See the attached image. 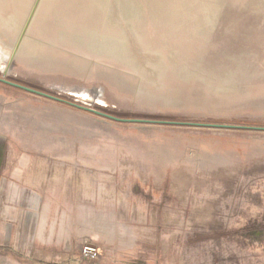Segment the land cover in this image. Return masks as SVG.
Segmentation results:
<instances>
[{"label": "rangeland", "instance_id": "obj_1", "mask_svg": "<svg viewBox=\"0 0 264 264\" xmlns=\"http://www.w3.org/2000/svg\"><path fill=\"white\" fill-rule=\"evenodd\" d=\"M0 77L264 128V0H0ZM143 127L0 83V264H264V131Z\"/></svg>", "mask_w": 264, "mask_h": 264}, {"label": "water", "instance_id": "obj_2", "mask_svg": "<svg viewBox=\"0 0 264 264\" xmlns=\"http://www.w3.org/2000/svg\"><path fill=\"white\" fill-rule=\"evenodd\" d=\"M4 77H6L5 74H3ZM0 83L9 85L11 87L21 89L23 91L29 92L31 94H35L41 97H45L47 99L69 105L71 107H74L76 109H79L81 111L102 117L104 119L112 120L115 122L120 123H133V124H139L143 127L142 129L145 130L148 127L151 126H180V127H192V128H203V129H226V130H251V131H264V128L261 127H246V126H238V125H229V124H217V123H194V122H178V121H164V120H153V119H123L116 117L114 115L108 114L106 112L100 111L99 109H94V105H87L85 103H82L80 100L76 99L75 103L71 101H67L61 97L52 95L50 93L41 91L39 89L26 86L11 80H7L3 77H0ZM80 103V104H79ZM99 107V106H98ZM100 109H103V107H99Z\"/></svg>", "mask_w": 264, "mask_h": 264}, {"label": "bare ground", "instance_id": "obj_3", "mask_svg": "<svg viewBox=\"0 0 264 264\" xmlns=\"http://www.w3.org/2000/svg\"><path fill=\"white\" fill-rule=\"evenodd\" d=\"M2 72L5 75H9L8 68L4 69V71H2ZM73 93H75L76 95L73 94ZM77 95L84 96V97H95V102L98 103V105L96 103H94V100L91 101V100H88V99H83L81 97H78ZM67 96L75 98V99H79L80 101H83V102L91 103L92 105L99 106V107H103L102 105H104V103H105V101L103 100V96L97 90H93V91L79 90V91L71 92Z\"/></svg>", "mask_w": 264, "mask_h": 264}, {"label": "flooded vegetation", "instance_id": "obj_4", "mask_svg": "<svg viewBox=\"0 0 264 264\" xmlns=\"http://www.w3.org/2000/svg\"><path fill=\"white\" fill-rule=\"evenodd\" d=\"M73 94H75V93H73ZM76 95V94H75ZM78 97H81V98H83V99H88V100H94V103H96L95 102V97H84V96H80V95H77ZM101 100V99H100ZM96 104H98V103H96ZM100 105V104H99ZM106 104L104 103V105L103 106H105Z\"/></svg>", "mask_w": 264, "mask_h": 264}, {"label": "crops", "instance_id": "obj_5", "mask_svg": "<svg viewBox=\"0 0 264 264\" xmlns=\"http://www.w3.org/2000/svg\"><path fill=\"white\" fill-rule=\"evenodd\" d=\"M14 198V197H13ZM11 198V203L14 202L15 199Z\"/></svg>", "mask_w": 264, "mask_h": 264}]
</instances>
